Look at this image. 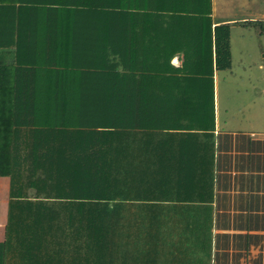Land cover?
Returning a JSON list of instances; mask_svg holds the SVG:
<instances>
[{"label":"trees","instance_id":"obj_1","mask_svg":"<svg viewBox=\"0 0 264 264\" xmlns=\"http://www.w3.org/2000/svg\"><path fill=\"white\" fill-rule=\"evenodd\" d=\"M158 1L0 0V176L9 177L0 264L13 243L52 242L60 231H72L56 240L72 241L80 259L100 262L102 231L117 224L108 220L116 213L109 200L119 190L106 179L135 164L131 107L169 98L147 88L154 82L152 91L161 90L171 76L162 61L139 54L148 49L142 40L191 39L194 49L213 40L214 67H230L228 23L211 29L207 13L196 10L170 16L168 26L153 13ZM182 21L199 24L175 27ZM154 22L158 28H149ZM250 24L264 33V19Z\"/></svg>","mask_w":264,"mask_h":264},{"label":"crops","instance_id":"obj_2","mask_svg":"<svg viewBox=\"0 0 264 264\" xmlns=\"http://www.w3.org/2000/svg\"><path fill=\"white\" fill-rule=\"evenodd\" d=\"M175 1L182 2L159 0L153 9L154 15H165L168 26L170 16L196 10L207 13L211 29L229 24L230 67H214L213 40H199V49L191 39L142 40L148 49L139 54L162 61L171 76L165 90L152 91L154 82L147 88L168 93L170 99L131 107L135 164L120 168L118 178L106 179L107 188L119 190L116 200H109L116 213L108 220L117 224L102 231L100 262H89L91 256L82 259L70 240L57 241L72 236V231H60L45 235L52 242L13 243L6 264H264V64L253 66L252 79L260 86L251 88L259 91L255 110L247 91L249 54L235 56L233 44V38L254 27L249 21L264 19V0H191L179 7ZM198 24L174 25L193 29ZM23 46L28 53V45ZM199 61L204 65L195 66ZM223 94L229 102L222 101ZM33 190L25 189L30 199ZM8 199L9 177L0 176V242L5 239Z\"/></svg>","mask_w":264,"mask_h":264},{"label":"rangeland","instance_id":"obj_3","mask_svg":"<svg viewBox=\"0 0 264 264\" xmlns=\"http://www.w3.org/2000/svg\"><path fill=\"white\" fill-rule=\"evenodd\" d=\"M237 38H233V44H234V47H236V49H234L235 56H238L237 54L241 55V53L245 51H247L249 54V64L251 65V67H249L248 73H249V76L251 77L250 79L251 84L249 83V88L247 89V91L249 95L248 96L249 104L254 103L252 108L256 110L257 108L260 107V105L258 104L260 102V99H256L258 98L256 97V95L257 93H259V91L253 90L251 88L252 87L260 88V86L256 81L252 79L256 75V69L254 70L253 66L255 67L257 64H260V63L264 64V33H260L257 31L256 27L255 28L252 27V28H249V34H246L244 36H239ZM244 43L245 45H243ZM239 58H241V56ZM234 66L239 67L236 64ZM239 68H241V66ZM239 86H242V85H239ZM239 96L242 97V95H239ZM231 100H233V98ZM222 101L229 102L230 101L229 96L223 94Z\"/></svg>","mask_w":264,"mask_h":264}]
</instances>
